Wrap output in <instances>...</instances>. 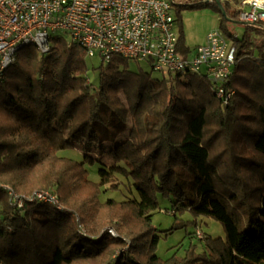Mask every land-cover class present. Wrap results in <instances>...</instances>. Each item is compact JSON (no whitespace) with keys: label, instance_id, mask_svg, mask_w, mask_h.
<instances>
[{"label":"trees","instance_id":"obj_1","mask_svg":"<svg viewBox=\"0 0 264 264\" xmlns=\"http://www.w3.org/2000/svg\"><path fill=\"white\" fill-rule=\"evenodd\" d=\"M220 5L223 14L217 5L183 9L214 8L235 44L228 105L204 73L154 78L150 65L134 72L113 56L93 82L85 51L61 37L40 58L32 45L18 52L0 83V264H264V25L244 24L252 34L236 38L226 22H240ZM176 22L185 54L178 11ZM239 140L249 155L235 152ZM220 142L225 167L211 158ZM42 190L57 192L58 205L19 207L10 194ZM123 190L129 198L108 196ZM159 198L171 204L167 230L152 225ZM200 217L218 222L224 238L204 235L201 251L191 242L183 257L156 254L162 233L196 230Z\"/></svg>","mask_w":264,"mask_h":264},{"label":"built area","instance_id":"obj_2","mask_svg":"<svg viewBox=\"0 0 264 264\" xmlns=\"http://www.w3.org/2000/svg\"><path fill=\"white\" fill-rule=\"evenodd\" d=\"M216 0H0V83L18 52L34 46L47 55L51 40L67 35L68 46H78L103 63L120 56L146 62L154 72L207 75L214 96L228 105L234 91L226 90L235 62V44L220 31L207 34L205 43L185 54L179 51L177 10L185 6L216 5ZM240 23L264 25V0H218ZM64 39V38H63ZM58 205L55 192L42 190L18 198ZM107 232L114 236L112 229ZM80 233L85 235L80 229Z\"/></svg>","mask_w":264,"mask_h":264},{"label":"rangeland","instance_id":"obj_3","mask_svg":"<svg viewBox=\"0 0 264 264\" xmlns=\"http://www.w3.org/2000/svg\"><path fill=\"white\" fill-rule=\"evenodd\" d=\"M177 11L179 13V18L181 21L183 41H184L183 43L188 50H193L197 46L203 45L205 43V38L207 34L211 31L218 30L224 36H226L224 31L220 27L221 15L219 14V12L215 11L214 8H212L211 6H205V7L200 6V7L191 8V9L181 8ZM174 16L175 18H177L176 13L174 14ZM226 30L228 34H232L236 38H242L245 31H247L249 34H252V32L249 29H247V27L244 24H241L238 22H231V21L226 22ZM61 36H62L61 34L59 33L57 34V37H61ZM63 38L65 41H68V42L70 41L67 35H64ZM85 62L88 68L89 80L96 82L97 72L93 71V69H96L101 65L102 63L101 57H99L97 54L93 57L86 56ZM102 64L106 65L107 63H102ZM138 64L132 60L128 61V65L132 71L136 72L139 68H142L144 71L150 72L151 69L148 63L141 62ZM152 76L154 78H160L161 73L153 72ZM244 112L247 113L248 111H244ZM247 126L250 128L249 125ZM243 143H244L243 141L239 140L238 142H236V144H234L233 146L234 148L240 149L242 151V152H239L236 150L235 152L240 153L245 156L249 155L248 152L249 151L251 152L250 146L249 144L247 145ZM224 146L225 145L222 142H220L219 144L214 146L211 151L212 152L211 158L213 160L216 159L219 162L218 163L219 167L226 166V161H227L226 156L228 154L223 155L224 152H227V151H224V148H225ZM64 155L68 157L74 156L76 158L81 156L77 152H74V154L73 152H66V154ZM252 157L254 158L256 156L252 155ZM218 158H220V160ZM89 170L91 173L93 172L91 168H89ZM256 173L257 172H254V167H252L251 170L248 172L247 180L249 182L250 187L256 188L258 185V181L255 177ZM90 178L93 181H98V179L92 177V175L90 176ZM56 194L58 196L57 192ZM121 194L122 195L118 193H109L108 196L109 197L112 196L111 198H114L116 200H124V199L129 198L128 197L129 194L126 190L121 191ZM101 200L102 201L104 200L103 197L101 198ZM159 203H160V209L154 212L152 215V223H153L152 225L155 226L159 230H167L172 226V223H173V216L170 215L169 213H166L167 209L168 211L171 209L170 208L171 204L168 201V199H163V198H159ZM181 218L185 220H191V216L188 213L184 214ZM261 220L264 221V218H261ZM198 223L200 227L197 228L196 230L192 226H189L187 229L178 230L170 235H165L164 233H162L161 239L156 249V254L162 259H167L175 252L176 249H178V253H177L178 256L183 257L185 254V251L188 249L189 244L191 242L197 245L198 247L197 252L201 251V246H200L201 244L197 239H201L204 235L211 236L213 238H224V232H223L222 226L215 220L211 218H207V217H200L198 219ZM107 230L108 228L103 229L102 232L106 231V233H108ZM194 231H196L195 237L192 239H189L187 234L193 233ZM112 232L114 236H112L109 233L108 234L112 238H117L118 235L116 234V232L113 230Z\"/></svg>","mask_w":264,"mask_h":264},{"label":"water","instance_id":"obj_4","mask_svg":"<svg viewBox=\"0 0 264 264\" xmlns=\"http://www.w3.org/2000/svg\"><path fill=\"white\" fill-rule=\"evenodd\" d=\"M215 3H216V5L218 6V8L220 9L221 13L223 14V12H222V10H221V5H220L219 1L216 0Z\"/></svg>","mask_w":264,"mask_h":264},{"label":"crops","instance_id":"obj_5","mask_svg":"<svg viewBox=\"0 0 264 264\" xmlns=\"http://www.w3.org/2000/svg\"><path fill=\"white\" fill-rule=\"evenodd\" d=\"M91 175H92V177H94V178L98 179V178H97V176H94L93 174H91ZM91 175H90V176H91ZM96 182H97V181H96Z\"/></svg>","mask_w":264,"mask_h":264}]
</instances>
